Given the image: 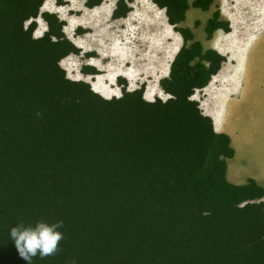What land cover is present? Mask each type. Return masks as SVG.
Returning <instances> with one entry per match:
<instances>
[{"label": "trees", "instance_id": "trees-1", "mask_svg": "<svg viewBox=\"0 0 264 264\" xmlns=\"http://www.w3.org/2000/svg\"><path fill=\"white\" fill-rule=\"evenodd\" d=\"M151 1L183 40L159 80L165 100L71 79L60 61L80 51L64 22L42 12L35 37L44 0H0V264H27L9 239L21 219L64 222L58 254L33 264H264V187L227 180L230 138L191 99L225 57L179 26L189 0ZM129 11L117 0L112 16ZM218 17L208 36L229 30Z\"/></svg>", "mask_w": 264, "mask_h": 264}, {"label": "crops", "instance_id": "crops-1", "mask_svg": "<svg viewBox=\"0 0 264 264\" xmlns=\"http://www.w3.org/2000/svg\"><path fill=\"white\" fill-rule=\"evenodd\" d=\"M85 1L82 2L83 7L79 8L74 7V0H44L35 18L37 26L34 36L39 37L47 30L41 13H55L64 22L63 32L66 37L80 51L63 58H76L79 61L78 67L70 71L68 77L89 82L94 90L105 92L106 96L98 91L106 98L119 96L123 86L126 90H133L141 85H144V89L153 98L159 97L155 86L159 85L162 77L155 82L150 77L143 80L136 78L130 69L124 68L130 67L129 59L133 57L131 35L135 34L143 40L140 37L142 31L152 32L144 25L151 17L142 10L140 2L127 0L130 7L127 15L113 18L117 0H102L94 7L85 6ZM192 1L189 0V6L179 26L190 29L193 39L202 44L203 50H215L225 60L209 83L196 89L191 99L197 101L202 113L211 118L214 130L226 133L230 138L233 155L226 158L227 180L234 184H243L248 179H253L264 187V129L259 125L264 122V101L257 96L264 92V76L260 79V75H264V0H213L207 9L193 6ZM59 8L62 9L61 12ZM216 12L218 21L227 23L229 30L219 27L208 36L205 26ZM139 24L141 30L136 31ZM168 30L179 36L172 25L169 28L160 27L159 32L166 36ZM102 38L109 42L102 41ZM172 41L167 39L166 47H172ZM144 47V44L140 45V48ZM100 60L104 62L99 66ZM124 61L126 62L123 66ZM85 65L92 66L98 73H83L81 68ZM166 67L163 77L169 71L168 65ZM118 78L121 79L120 83ZM116 88L119 89L118 92ZM242 117L252 122L248 135H243L239 128ZM215 122L222 123L223 130H217ZM248 137L252 141L250 148L247 147ZM237 143L243 146L240 148L244 157L241 156ZM247 167L249 173H245Z\"/></svg>", "mask_w": 264, "mask_h": 264}, {"label": "rangeland", "instance_id": "rangeland-1", "mask_svg": "<svg viewBox=\"0 0 264 264\" xmlns=\"http://www.w3.org/2000/svg\"><path fill=\"white\" fill-rule=\"evenodd\" d=\"M49 2L50 0H46ZM73 3L74 7L82 8V2L83 0H74ZM140 2V7L143 11L146 12L147 15H150V19L144 22V25L148 28L149 31H152L151 33L146 32L145 30L140 33V37L143 40H140L137 38L135 34L131 35V41L132 43V52L133 57H131L129 60L131 61L130 67H124L126 69H130L131 73L135 74L136 78L139 79H145L146 77H150L152 81H157L159 78L163 77L167 71V63L170 61V59L174 56L175 52L178 50L179 46H181L182 39L181 36L177 34H173L172 31L168 30L166 36L165 33H160L159 29L160 27L169 28V23L167 22V18L165 15L164 10H159L155 5L152 4L151 0H136ZM67 6V5H65ZM136 9H138V6H136ZM59 11L61 12L62 9L59 8ZM155 16H153L152 15ZM140 23V21H139ZM169 24V25H168ZM171 26V25H170ZM135 29V28H134ZM141 30V25L139 24L136 28V31ZM36 33V32H34ZM179 34V33H178ZM38 35V34H35ZM167 39H172L171 46H168ZM106 39L102 38V41H105ZM108 43L109 41H105ZM105 43V44H106ZM148 43V44H147ZM144 44V48H140V45ZM165 46V47H164ZM128 61V60H126ZM123 62V66L124 63ZM101 62H104L102 60L99 61L98 65H101ZM62 66L66 68V74L69 75L70 71L78 67L79 61H77L76 58H70V59H64L62 62ZM105 64V63H104ZM82 71V69H81ZM263 74L260 75V79L263 78ZM73 77V75H72ZM78 77H81L79 75ZM148 78V82L150 80ZM120 83V82H119ZM151 85L152 83L149 82ZM151 87H153L151 85ZM156 91L159 94V97L162 99H167L169 96L165 94L160 86L156 84ZM215 87V86H214ZM96 92L102 91L100 89H95ZM116 91L118 92L119 89L116 88ZM106 96L105 92H101V94ZM144 96L146 97L147 91L144 89ZM198 94H196L197 96ZM258 98L264 101V92H260L257 94ZM217 127H215L217 130H223L222 123L215 122ZM251 121L248 118L242 117L241 121L239 122V128L241 129V133L243 135H248L250 128H251ZM259 125L264 129V122L259 123ZM240 147H243L241 143H237ZM252 146V141H247V147L250 148ZM240 154L242 157H244V152L240 148ZM249 167V166H248ZM248 167L245 170V173H249Z\"/></svg>", "mask_w": 264, "mask_h": 264}, {"label": "clouds", "instance_id": "clouds-1", "mask_svg": "<svg viewBox=\"0 0 264 264\" xmlns=\"http://www.w3.org/2000/svg\"><path fill=\"white\" fill-rule=\"evenodd\" d=\"M63 227V220L49 223L41 219L35 224H26L21 219L10 229L9 239L14 242L19 257L26 261L27 264H33L36 258L45 260L58 254L60 243L64 239V234L61 231Z\"/></svg>", "mask_w": 264, "mask_h": 264}, {"label": "bare ground", "instance_id": "bare-ground-1", "mask_svg": "<svg viewBox=\"0 0 264 264\" xmlns=\"http://www.w3.org/2000/svg\"><path fill=\"white\" fill-rule=\"evenodd\" d=\"M151 2H152V1H151ZM152 4H153V3H152ZM178 49H179V48H178ZM177 51H178V50H177ZM177 51H176V52H177ZM175 54H176V53H175ZM175 54H174V55H175ZM173 57H174V56H173ZM173 57H172V58H173ZM172 58H171V59H172ZM63 60H64V59H63ZM63 60H61V62H62ZM171 61H172V60H171ZM171 61H169V62L167 63L168 67H169V63H170ZM61 62H60V63H61ZM61 65H62V63H61ZM89 74H90V73H89ZM167 74H168V73H167ZM161 89H162V88H161ZM98 93H99V92H98ZM165 93H166V92H165ZM99 94H100V93H99ZM104 96H105V95H104ZM108 97H109V95H108ZM145 98H146L147 100H153V99H154V98L152 97V95H150L148 92H147V95H146ZM214 125H215V127H217L216 123H214ZM217 128H218V127H217Z\"/></svg>", "mask_w": 264, "mask_h": 264}]
</instances>
